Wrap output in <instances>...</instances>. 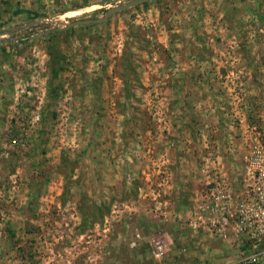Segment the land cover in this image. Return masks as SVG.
I'll return each instance as SVG.
<instances>
[{
    "label": "rangeland",
    "instance_id": "374dc122",
    "mask_svg": "<svg viewBox=\"0 0 264 264\" xmlns=\"http://www.w3.org/2000/svg\"><path fill=\"white\" fill-rule=\"evenodd\" d=\"M131 1L0 0V264H237L188 221L264 143V0Z\"/></svg>",
    "mask_w": 264,
    "mask_h": 264
},
{
    "label": "built area",
    "instance_id": "2783aa9c",
    "mask_svg": "<svg viewBox=\"0 0 264 264\" xmlns=\"http://www.w3.org/2000/svg\"><path fill=\"white\" fill-rule=\"evenodd\" d=\"M241 183L220 179L195 201L188 226L232 243L235 263L264 264V143L256 140L241 156ZM164 239L152 240L155 258L165 253Z\"/></svg>",
    "mask_w": 264,
    "mask_h": 264
},
{
    "label": "water",
    "instance_id": "95a60500",
    "mask_svg": "<svg viewBox=\"0 0 264 264\" xmlns=\"http://www.w3.org/2000/svg\"><path fill=\"white\" fill-rule=\"evenodd\" d=\"M142 1H146V0H132L131 2H129V3H127V4H125V5H119V6H117V7H111V8H109V9H107V11L105 12V17L108 15V14H110V12H112V11H114V10H116V9H121V8H124V7H127V6H130V5H133V4H135V3H138V2H142ZM104 17V18H105ZM98 20H100V19H95L94 21H98ZM74 23H76V22H74ZM74 23H72V24H74ZM5 39H2L1 41H4Z\"/></svg>",
    "mask_w": 264,
    "mask_h": 264
}]
</instances>
